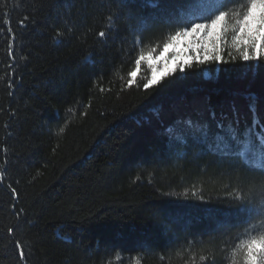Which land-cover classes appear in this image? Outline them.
<instances>
[{
  "label": "trees",
  "instance_id": "obj_1",
  "mask_svg": "<svg viewBox=\"0 0 264 264\" xmlns=\"http://www.w3.org/2000/svg\"><path fill=\"white\" fill-rule=\"evenodd\" d=\"M158 15L147 0H0V264H231L240 239L264 232L238 210L264 204V174L161 134L213 112L250 125L264 60L225 50L228 63L148 90L142 65L128 87L139 51L174 34Z\"/></svg>",
  "mask_w": 264,
  "mask_h": 264
},
{
  "label": "snow or ice",
  "instance_id": "obj_2",
  "mask_svg": "<svg viewBox=\"0 0 264 264\" xmlns=\"http://www.w3.org/2000/svg\"><path fill=\"white\" fill-rule=\"evenodd\" d=\"M119 2L127 3L128 0ZM147 5L159 9L156 26L173 29L174 34L169 35L162 46L139 51L134 60V67L127 73L128 87L141 86L137 78L141 75L142 65L147 69V74L143 75L142 87L148 90L159 85L177 69L184 72L186 68L200 67L206 63H228L229 61L224 59L225 50L230 61L264 60V0H147ZM20 23L23 25V20ZM99 36L103 38L105 33L101 31ZM185 38H192V43H186ZM181 43L186 50L190 49V59L181 62L180 53L173 52L169 61L175 58L178 62L172 65L165 61L164 56L169 49L178 47ZM205 78L213 77L205 74ZM103 90L101 88V91ZM246 98L250 101L252 121L250 125L245 124L243 129L238 121L225 123L223 119L216 120L213 112L211 121L178 119L164 127L161 134L168 138L170 145L174 143L186 146L189 140H192L198 145H203L213 155L238 159L246 167L264 174V110L258 109L260 98L255 94ZM151 111L159 117L157 108ZM60 131L63 132V128ZM3 177L4 173L0 172V180ZM10 190L12 196L18 198L16 189L10 187ZM238 210L245 217V223H250L256 218L264 220V204L257 206L255 203H246L239 205ZM8 231L11 235L12 229L9 228ZM15 246L19 249L20 259L23 260V248L18 241ZM201 259L205 257L202 256ZM135 264H140V261L137 260ZM231 264H264V232L240 239L231 251Z\"/></svg>",
  "mask_w": 264,
  "mask_h": 264
},
{
  "label": "rangeland",
  "instance_id": "obj_3",
  "mask_svg": "<svg viewBox=\"0 0 264 264\" xmlns=\"http://www.w3.org/2000/svg\"><path fill=\"white\" fill-rule=\"evenodd\" d=\"M185 42L188 43V44H191L192 43V38H185ZM190 51V49H185L184 46H183V43H181L178 47L177 46H174L173 48H170L168 53L165 54L164 56V60L165 61H168L170 64L172 65H175L178 61L177 59L173 58L169 61V57L171 56V54L173 52H177V53H180V61H184L186 59H190V57L188 56V52Z\"/></svg>",
  "mask_w": 264,
  "mask_h": 264
}]
</instances>
